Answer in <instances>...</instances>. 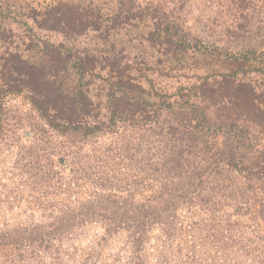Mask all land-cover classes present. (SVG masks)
I'll return each instance as SVG.
<instances>
[{
  "label": "trees",
  "instance_id": "obj_1",
  "mask_svg": "<svg viewBox=\"0 0 264 264\" xmlns=\"http://www.w3.org/2000/svg\"><path fill=\"white\" fill-rule=\"evenodd\" d=\"M36 1L0 0V143L8 97L50 129L20 130L33 181L0 180V216L40 209L0 222V264H70L101 222L126 264H150L154 230L156 264H264L233 222L264 215V0Z\"/></svg>",
  "mask_w": 264,
  "mask_h": 264
},
{
  "label": "rangeland",
  "instance_id": "obj_2",
  "mask_svg": "<svg viewBox=\"0 0 264 264\" xmlns=\"http://www.w3.org/2000/svg\"><path fill=\"white\" fill-rule=\"evenodd\" d=\"M44 1L50 0H37L35 5L36 7L40 4L42 5ZM200 4L196 3L195 11L190 15L189 20L190 23H194V18L200 14ZM208 13V11H206ZM5 109L8 114V119L5 121L4 130L5 139L0 143V180L2 183H9L13 176L23 175L25 179L29 181H33V176H30L29 173L36 172L33 167V157L28 155V152L31 149V146L35 142H28L24 137H22L20 130H36L39 139H44L40 137V133L37 130H50L48 129L39 119L38 114L34 112L31 107L26 104L21 98L17 97H8L5 101ZM123 130V129H121ZM128 130V129H125ZM43 136V135H42ZM115 141V137L106 136L104 138L97 140L98 146H108L111 145ZM33 152V150H32ZM67 175V174H66ZM70 175H67L64 178L67 180ZM68 187V186H67ZM2 188V185H1ZM71 188L68 187L67 193L69 194ZM74 191L78 195V197L82 198L81 200L86 199V195L80 194L77 189L74 188ZM3 191L0 189V201L1 194ZM73 191H71L72 193ZM80 194V195H79ZM33 201V199H29ZM34 202V201H33ZM31 202L30 205H22L19 203V207H15L14 209H8L3 211V214L0 216V222L4 219L16 218L19 221H26L27 216H31L34 212H38L40 209L37 208L36 204ZM12 201L9 202L11 205ZM256 203L254 205V209L259 210L260 206ZM22 206V210H26L28 207H35L33 211H29L27 215H23L20 207ZM1 208V203H0ZM3 210V209H2ZM12 210V211H11ZM264 215H261L257 219L251 218L252 216H242L235 217L233 222L238 223L243 230L251 226L249 234H252L253 228H258L264 233ZM37 218V217H36ZM263 218V219H262ZM253 219V220H252ZM255 219V220H254ZM28 222V221H27ZM3 227L0 225V228ZM105 223H93L85 227V230L80 233L79 238L75 242H70L71 245L74 244L78 248V253L73 257L75 260L66 261L70 264H82L85 260V255L88 254L89 250L94 251V258L90 260L87 264H126L128 259L130 258L132 252V244L127 232H119L113 238H109L105 242H102L103 235L105 234ZM203 230H190V235L184 238L178 237L177 244H181L183 240L192 242L197 241L198 237L202 233ZM157 236L160 239V234L157 233V230H154L151 234V242L147 243L143 248L150 253L151 261L150 264H156V260L164 250L162 249L161 244H157ZM251 236V235H249ZM264 242V241H263ZM199 243V241H198ZM69 246V243H68ZM177 246V245H175ZM186 251V250H184ZM67 259V258H66ZM65 262V263H66ZM166 264V263H162Z\"/></svg>",
  "mask_w": 264,
  "mask_h": 264
}]
</instances>
